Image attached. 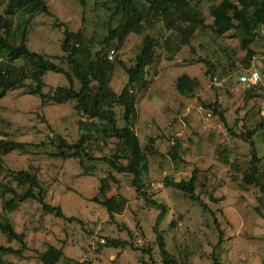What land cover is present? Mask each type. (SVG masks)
I'll return each mask as SVG.
<instances>
[{"label":"trees","instance_id":"16d2710c","mask_svg":"<svg viewBox=\"0 0 264 264\" xmlns=\"http://www.w3.org/2000/svg\"><path fill=\"white\" fill-rule=\"evenodd\" d=\"M4 1L5 7L0 13V99L7 91L24 90L28 95L39 97L42 105L74 102V109L79 115L80 136L70 143L64 136L58 135L49 143L56 151L48 155L62 160H78L85 173H93L96 168L83 166L84 160L100 161L109 168L108 174L100 178L98 192L92 201L105 209L110 223H116V216L121 215L128 204L122 194L108 195L113 185L118 183L116 173L130 178L131 187L137 197L143 199L145 208H155L159 212L152 225L155 234L153 242L144 241L142 245H138L133 232L121 225L120 229L126 231V239L104 237L99 246H127L148 255L150 264H155L151 257L154 245L163 264H191L192 254L187 249L179 251L177 255L167 250L164 238L167 230L158 228L168 207L154 199L149 192V160L158 154V147L155 146L157 136H149L142 143L133 130L137 116V95L147 88L148 75L151 72L156 73V68L152 66L159 60L160 55L163 53L166 60L172 61L182 47L188 48L193 56L192 61L204 66L203 74L209 81L214 77L230 80L235 73L245 72L253 67L251 63L256 52L251 45L259 37L258 30L264 26V0H211L207 7V17H204L202 0L96 1L91 11L96 12L102 6L108 15L100 24L101 35L91 33L85 27V0H77L81 9L82 26L70 30L63 22L54 23L55 26L63 27L60 45L64 55L61 62L66 67L28 48L25 20L13 22L15 13L21 16L49 14L47 1ZM155 20L161 23L164 31V36L160 39L147 32L148 28L154 26ZM142 32L144 35L140 49L133 63L127 66L119 58V51L127 42L130 33ZM233 38H239V48L245 51L241 60L242 66L238 65L241 62L236 56V48L225 41ZM200 39L202 41L197 43ZM111 50L114 51L113 55H110ZM257 67L262 80L264 60ZM117 70H122L125 79L119 91L111 86ZM49 72L63 75L68 85L47 88L45 76ZM75 82L79 85L78 89L74 86ZM199 85L197 78L186 73L174 80V89L182 97H192ZM256 85H245L239 101L241 106L257 96L253 92ZM210 88L214 91V97L210 103H203L202 106L219 120L228 138L227 142L215 145L214 157L226 168L225 174L230 184L236 185L240 192L254 194V211L264 219V154L261 156L258 153L254 140L258 129L263 127V121L252 126L247 124L246 116L239 117L242 107L233 109V105L227 103L231 92L225 82L223 87L211 85ZM118 106L122 109L119 119L115 111ZM112 140L114 148L108 156H94L95 148H101L99 142L107 145ZM43 145L45 144L15 141L9 133L0 131V237L3 236L8 242L6 245L0 243V264H25L20 260L26 258L25 253L28 250L26 233L16 230L11 215L27 202L34 203L42 215L67 221L74 218L67 217L60 206L48 202L47 188L40 181L36 169L30 167L12 170L5 161L9 152H31ZM183 145V138L174 137V142L167 150V156L173 164L184 162L182 154L189 149ZM205 172L213 174L210 168ZM204 179L195 167L179 180L166 176L163 182L166 187L180 192L184 200L195 205L202 217L206 220L212 219L215 229L219 231L215 250L220 246L223 237L217 214L223 215L221 202L224 198L215 194L214 186L208 187L206 183H202L201 180ZM222 183L225 184L223 180ZM178 219L181 221L183 215L179 214ZM176 226L177 222L172 219L168 228ZM135 228L138 235L145 238L138 218H135ZM63 256V248L52 244L36 254L40 264H58ZM210 258L211 264H220L214 251ZM262 263L264 264V259ZM78 264L92 263L87 259Z\"/></svg>","mask_w":264,"mask_h":264},{"label":"rangeland","instance_id":"374dc122","mask_svg":"<svg viewBox=\"0 0 264 264\" xmlns=\"http://www.w3.org/2000/svg\"><path fill=\"white\" fill-rule=\"evenodd\" d=\"M46 1L49 5V14L34 13L31 16H21L15 13L13 22L25 20L27 31L25 39L28 48L66 67L61 62L64 55L60 45L63 27L55 26L54 23L63 22L70 30L80 28L81 9L77 0ZM96 1L101 0H85V27L89 32L101 35L100 24L108 15L102 6L96 12L91 11ZM202 1L204 17H207V7L211 0ZM4 7L5 1L0 0V13ZM258 31L259 37L251 45L256 52L251 65L259 71L257 64L264 60V26ZM147 32L159 39L164 36L158 20L154 21V26L148 28ZM143 35L144 32L130 33L127 42L119 51V58L127 66L133 63ZM202 40H198L197 43ZM225 41L236 48V56L241 62L245 51L239 48V38ZM197 43L194 45L197 46ZM197 52L200 53V50L197 49ZM192 57L187 47L180 48L172 61L166 60V55L162 53L152 66L156 68V73L151 72L148 75L147 88L142 89L137 95V116L133 130L142 143H145L149 136H157L155 146L158 147V154L149 160L148 173L151 179L149 192L154 199L168 207V211L159 221L158 228L167 230L164 233L167 250L177 255L179 251L187 249L192 254L191 264H211L210 256L213 251L217 254L220 264H263L264 219L254 211V194L240 192L236 185L230 184L226 178V168L214 157L215 145L227 142L228 138L219 120L202 106L203 103H210L214 97V91L210 88L212 80L209 81L204 76V66L192 61ZM238 65L243 64L241 62ZM121 71L115 72L111 83L116 91H119L125 82ZM242 72L235 73L230 80L223 79L225 86L230 87L231 94L227 98V103L233 105V109L241 106L239 101L245 84L238 83V77ZM183 73L197 78L200 83L192 97H182L174 89V80ZM45 83L47 88L68 85L63 75L52 72L46 74ZM74 86L76 89L79 88L77 82ZM255 87L253 92L257 96L241 106L239 117L246 116L247 124L252 126L263 121V127L254 135L258 153L263 156L264 79ZM73 105L74 102L42 105L39 97L28 95L24 90L7 91L0 99V131L9 133L15 141L45 144L31 152L17 150L9 152L5 156L7 165L12 170L30 167L36 169L40 181L47 188L48 202L60 206L67 217H74L67 221L42 215L32 202H27L13 212L11 216L15 228L26 233L28 247L26 258L20 262L40 264L36 258L37 252L44 251L52 244L62 247L64 251V256L58 264H78L87 259L92 264H150L148 255L127 246L118 248L99 246L103 243L104 237L126 239V231L120 229L121 225H125L133 232L138 245H142L144 241L153 242L155 239L152 225L159 212L155 208H145L143 199L137 197L131 187L130 178L125 174H115L118 183L113 185L108 195L122 194L128 200V204L123 213L116 216V223H110L105 209L92 201L98 192L100 178L108 174L109 168L100 161L84 160L83 166L96 168L93 173H85L78 160H62L48 155L56 151L49 143L58 135L64 136L70 143L79 138V115ZM115 111L119 119L121 107H116ZM174 137L183 138V147L189 149L182 154L184 162L180 161L177 164H173L167 156V150L174 142ZM94 145L95 143L92 144ZM98 145L101 148H95V157L108 156L114 148L113 140L107 145L102 142ZM195 167L205 178L201 182L206 183L208 187L214 186L215 194L224 198L221 202L223 215L217 214L223 237L220 246L215 250L214 246L219 241V231L215 229L212 219L206 220L204 216L202 217L195 205L184 200L180 192L166 187L163 182L166 176L179 180ZM208 168L212 175L205 172ZM179 214L183 215L181 221L178 219ZM135 218L140 220L145 238L138 235ZM172 219H175L177 226L169 229L168 225ZM0 243L8 244L3 236L0 237ZM153 250L151 257L154 263L163 264L154 245ZM14 260L17 261L16 258Z\"/></svg>","mask_w":264,"mask_h":264},{"label":"built area","instance_id":"2783aa9c","mask_svg":"<svg viewBox=\"0 0 264 264\" xmlns=\"http://www.w3.org/2000/svg\"><path fill=\"white\" fill-rule=\"evenodd\" d=\"M114 51L111 50L110 51V55H113ZM260 73L259 71L254 68L251 67L248 70H246L245 72H243L239 77L238 80L240 83L245 84V85H256L257 83L260 82ZM224 84V80L220 79L218 77H214L212 78V85L215 87H223ZM103 242V241H102Z\"/></svg>","mask_w":264,"mask_h":264}]
</instances>
